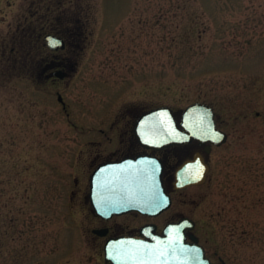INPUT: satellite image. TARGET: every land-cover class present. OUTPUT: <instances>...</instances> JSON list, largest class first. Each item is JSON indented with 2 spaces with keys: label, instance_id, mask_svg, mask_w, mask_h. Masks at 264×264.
Segmentation results:
<instances>
[{
  "label": "rangeland",
  "instance_id": "rangeland-1",
  "mask_svg": "<svg viewBox=\"0 0 264 264\" xmlns=\"http://www.w3.org/2000/svg\"><path fill=\"white\" fill-rule=\"evenodd\" d=\"M19 41L35 62L23 73ZM63 62L73 72L49 80ZM194 103L227 144L162 220H193L216 264H264V0H0V264H107L88 200L97 155L126 112Z\"/></svg>",
  "mask_w": 264,
  "mask_h": 264
},
{
  "label": "water",
  "instance_id": "water-1",
  "mask_svg": "<svg viewBox=\"0 0 264 264\" xmlns=\"http://www.w3.org/2000/svg\"><path fill=\"white\" fill-rule=\"evenodd\" d=\"M43 40L51 51L65 48L64 40L53 34L45 35ZM53 76L63 79L67 73L58 70ZM58 100L62 101L60 96ZM181 117L179 125L169 107L149 110L137 121L136 135L142 145L158 150L193 139L215 146L226 143L227 135L216 128L210 106L191 104L182 111ZM197 157L179 167L175 190L206 182L209 167L202 157ZM163 171V164L158 159L148 157L99 165L90 178L88 199L93 212L104 220L130 212L151 217L160 215L171 206L170 195L163 186ZM194 227L191 219L182 218L176 223L167 224L160 235L152 234V228H146L143 232L145 240L109 238L103 247L104 261L108 264H211L195 236H190L193 244L186 243V231ZM92 233L105 237L108 230L98 229Z\"/></svg>",
  "mask_w": 264,
  "mask_h": 264
},
{
  "label": "flooded vegetation",
  "instance_id": "flooded-vegetation-1",
  "mask_svg": "<svg viewBox=\"0 0 264 264\" xmlns=\"http://www.w3.org/2000/svg\"><path fill=\"white\" fill-rule=\"evenodd\" d=\"M64 42L66 48L67 42L66 40H64ZM73 69H74L73 65L70 67L68 66L67 62H63L61 63V65H58L57 68H55L52 72H51L52 69L48 71L49 73L48 79L53 80L54 82L64 81L68 78L69 74L73 72L72 71ZM57 70H62L66 72L67 76L64 79L55 78L53 76V72ZM67 70H69L70 72ZM145 111L146 110L144 109L142 111H135L132 113L126 112L121 116L120 121L122 122V124H117L116 133L113 136H109L108 138L109 142L110 140H112L113 147L105 155L102 156H100L99 154L97 155V159H99V161L97 160L96 162L97 164L95 165V168L104 163L118 162L128 158L136 159L138 157H148L156 160L158 159L163 164L164 167L162 178H163L165 190L171 196L172 199V195L175 192L179 191V190H174L175 182H176V172L178 168L187 162L194 161L195 157L199 156L203 158V160L209 167V173L206 177V182H207L208 176L211 173V163L209 160L210 153L213 149L221 148L222 146L226 145L227 142L220 147H216L209 142L202 144L198 140H191L190 142H185L179 145H172L160 150L147 148L141 144L135 132L136 122L138 121L142 113ZM175 116H176V120L180 123L181 115L175 113ZM214 122L218 130L226 133L224 127L220 125L219 118L215 113V111H214ZM206 149H208L209 151L207 152ZM193 187H197V186H193ZM172 203H173V199H172ZM169 210L170 208L167 211L155 217L143 215L139 212H130L128 214H124L121 216H113L108 220H103L101 218H98L97 216L96 217L102 223H105L100 228L108 230L107 236L105 237L106 239L117 238V237H132V238L145 240L146 237L144 236L143 232L145 231L146 228H152V232H151L152 234H161L163 228L167 224L177 222L181 218L185 217L180 214H177L170 221L162 220V217L167 212H169ZM226 224H229L231 226L230 223H226ZM192 232L193 231L186 232L187 235L186 243L188 244L194 243V241L191 240L190 238L191 235H194L192 234ZM196 238L198 240L197 244L203 247L206 257L210 259L211 264H216L214 260L209 256L210 250L203 244L202 240L199 237ZM219 261L220 264H225V261H223L222 259H219Z\"/></svg>",
  "mask_w": 264,
  "mask_h": 264
},
{
  "label": "trees",
  "instance_id": "trees-1",
  "mask_svg": "<svg viewBox=\"0 0 264 264\" xmlns=\"http://www.w3.org/2000/svg\"><path fill=\"white\" fill-rule=\"evenodd\" d=\"M75 23V27H73L74 35L79 37L82 35L83 27L80 25L79 21ZM26 30L27 29H25V31ZM37 39L40 38L38 37ZM14 51L16 50L14 49ZM33 60L34 54L30 45H28L27 43H23V41H19V48L16 52V63L19 70L18 72H25L27 68L35 63Z\"/></svg>",
  "mask_w": 264,
  "mask_h": 264
}]
</instances>
